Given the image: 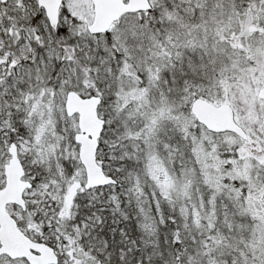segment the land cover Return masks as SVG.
Returning <instances> with one entry per match:
<instances>
[{"label":"snow or ice","instance_id":"6c2138e0","mask_svg":"<svg viewBox=\"0 0 264 264\" xmlns=\"http://www.w3.org/2000/svg\"><path fill=\"white\" fill-rule=\"evenodd\" d=\"M0 264H264V0H0Z\"/></svg>","mask_w":264,"mask_h":264}]
</instances>
